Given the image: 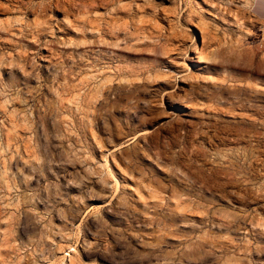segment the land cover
<instances>
[{
	"label": "rangeland",
	"instance_id": "1",
	"mask_svg": "<svg viewBox=\"0 0 264 264\" xmlns=\"http://www.w3.org/2000/svg\"><path fill=\"white\" fill-rule=\"evenodd\" d=\"M249 3L0 0V264H264Z\"/></svg>",
	"mask_w": 264,
	"mask_h": 264
},
{
	"label": "crops",
	"instance_id": "2",
	"mask_svg": "<svg viewBox=\"0 0 264 264\" xmlns=\"http://www.w3.org/2000/svg\"><path fill=\"white\" fill-rule=\"evenodd\" d=\"M249 12L259 25L261 37L264 41V0H250Z\"/></svg>",
	"mask_w": 264,
	"mask_h": 264
}]
</instances>
